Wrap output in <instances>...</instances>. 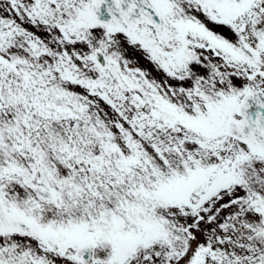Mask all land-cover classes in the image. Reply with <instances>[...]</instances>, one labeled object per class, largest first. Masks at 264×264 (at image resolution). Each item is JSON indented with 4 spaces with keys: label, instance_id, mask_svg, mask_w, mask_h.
<instances>
[{
    "label": "snow or ice",
    "instance_id": "obj_1",
    "mask_svg": "<svg viewBox=\"0 0 264 264\" xmlns=\"http://www.w3.org/2000/svg\"><path fill=\"white\" fill-rule=\"evenodd\" d=\"M0 264H264V0H0Z\"/></svg>",
    "mask_w": 264,
    "mask_h": 264
}]
</instances>
